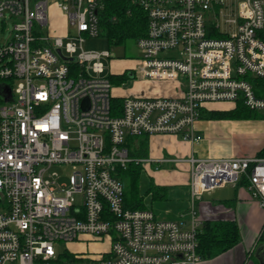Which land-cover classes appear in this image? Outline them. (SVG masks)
I'll use <instances>...</instances> for the list:
<instances>
[{"label":"built area","instance_id":"built-area-1","mask_svg":"<svg viewBox=\"0 0 264 264\" xmlns=\"http://www.w3.org/2000/svg\"><path fill=\"white\" fill-rule=\"evenodd\" d=\"M107 1L0 0V19L12 24L0 44V264H198L204 193L244 181L264 210V157H190L189 206L178 220L125 209L117 176L148 162L129 156L134 137L196 143L210 104L264 111L249 81L264 78V0H122L147 25L133 68L120 75L172 83L175 94L122 96L118 116L112 90L125 81L102 75L108 51L82 48L101 36ZM52 8L65 17L62 35L52 33Z\"/></svg>","mask_w":264,"mask_h":264},{"label":"crops","instance_id":"crops-1","mask_svg":"<svg viewBox=\"0 0 264 264\" xmlns=\"http://www.w3.org/2000/svg\"><path fill=\"white\" fill-rule=\"evenodd\" d=\"M51 13L56 17L55 25L52 20V33L62 35L66 30L65 17L55 8L51 9ZM159 83L162 82H152L156 86ZM166 84L167 89L161 85L151 89L150 95L173 96L174 85H163ZM148 94L144 92L143 97H148ZM207 107L208 110H230L234 105L214 103ZM195 131L200 137L196 143L173 135L144 136L147 155L143 159L148 160L142 165L144 173L154 185L166 189L163 192L165 200L156 201L164 203L163 215L158 217L160 219L178 220L188 209L190 166L187 160L190 157H250L256 156L264 148V120L200 119L195 124ZM137 143L138 139L131 140L132 150ZM239 183L218 188L222 191L229 187V192L215 193L213 190L201 196L198 206L201 220L235 221L240 240L229 251L211 259H202L198 264H264V242L257 241L264 224V210L251 198L245 184Z\"/></svg>","mask_w":264,"mask_h":264},{"label":"trees","instance_id":"trees-1","mask_svg":"<svg viewBox=\"0 0 264 264\" xmlns=\"http://www.w3.org/2000/svg\"><path fill=\"white\" fill-rule=\"evenodd\" d=\"M101 36L110 43L121 44L128 40H138L146 34L147 18L145 13L134 5L122 0H109L99 19ZM72 67V65H71ZM115 85L125 81V75L110 76ZM257 97H264V78H249ZM122 96H115L111 100L112 115L120 114ZM259 112L246 108L241 102L230 110H202L200 119H226V120H264ZM141 135L132 138L138 139L136 146L129 152L135 159H143L147 155V141ZM257 157H264V148L258 152ZM119 180L124 185L123 206L129 210H151V205L159 200H165V188L154 185L148 178L146 189L141 192L140 180L146 176L141 163H128L125 169L118 168ZM240 185L245 182L241 181ZM197 255L201 259H211L221 255L239 243L238 226L233 220H206L198 233Z\"/></svg>","mask_w":264,"mask_h":264},{"label":"rangeland","instance_id":"rangeland-1","mask_svg":"<svg viewBox=\"0 0 264 264\" xmlns=\"http://www.w3.org/2000/svg\"><path fill=\"white\" fill-rule=\"evenodd\" d=\"M53 16V17H52ZM5 19H3L5 22H3L2 19H0V44H4L7 42V40L10 38L11 35V29L12 24L9 19L8 15H4ZM51 24L52 20L55 25L56 17L51 13L50 14ZM82 48L84 51H92V52H103L108 51L111 58H103L101 59L100 63L103 65V76H109V75H115L119 76L122 72L126 71V74L128 76L129 71L131 68H133L134 61L136 57L138 56V51L136 48L135 40H128L121 44H113L110 43L104 36H99L97 38H85V41L82 45ZM147 80L139 78H135L134 80H130L129 78H126L125 83L121 89L119 88H113L112 94L114 96H135L137 93V96H143L144 92H149L148 97H157L150 95V90L155 89L157 87L165 86V89H167V84L163 85L164 83H159V85H153L152 82L150 83H143ZM149 82V81H147ZM142 83V84H141ZM158 84V83H157ZM167 86V87H166ZM260 117L264 116V111L258 113ZM264 119V118H263ZM254 120H261V119H254ZM132 140V139H131ZM130 140V147L131 145ZM133 147V146H132ZM148 185V178L146 176H143L140 180L139 188L140 191L143 192ZM229 187H227L225 190H222L224 193H226ZM215 193L222 192L221 190H214ZM75 202L76 204H80V197L75 196ZM163 208L164 203L156 202L151 205V210L155 213V216L160 217L163 215ZM159 213V214H158ZM57 250L59 249H67L68 251L72 253H78L83 250L80 246L76 244H59L56 246ZM100 245H95L93 250L100 249Z\"/></svg>","mask_w":264,"mask_h":264},{"label":"water","instance_id":"water-1","mask_svg":"<svg viewBox=\"0 0 264 264\" xmlns=\"http://www.w3.org/2000/svg\"><path fill=\"white\" fill-rule=\"evenodd\" d=\"M57 53L60 55V51L58 50L57 51ZM61 56V55H60ZM62 57V59L63 60H65V61H73V59H67V58H65V57H63V56H61ZM8 100V98L6 99V101Z\"/></svg>","mask_w":264,"mask_h":264}]
</instances>
